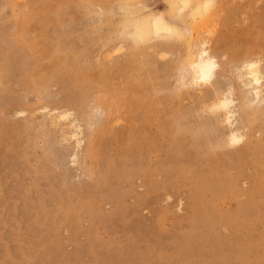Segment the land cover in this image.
Segmentation results:
<instances>
[{
  "label": "rangeland",
  "instance_id": "obj_1",
  "mask_svg": "<svg viewBox=\"0 0 264 264\" xmlns=\"http://www.w3.org/2000/svg\"><path fill=\"white\" fill-rule=\"evenodd\" d=\"M170 1L0 0V264H264V92L235 68L264 70V0H212L194 24ZM142 8L184 37L139 38ZM197 37L216 89L187 77ZM230 88L240 146L211 110Z\"/></svg>",
  "mask_w": 264,
  "mask_h": 264
},
{
  "label": "bare ground",
  "instance_id": "obj_2",
  "mask_svg": "<svg viewBox=\"0 0 264 264\" xmlns=\"http://www.w3.org/2000/svg\"><path fill=\"white\" fill-rule=\"evenodd\" d=\"M211 1L212 0H207L205 2H196V3L194 2V6H193V5H191L190 0H171L170 1V7L173 11L179 9V11L177 10V11H175V13L176 12L183 13L182 11H189L191 23L194 24V22H196V20H198V18H200L203 15L204 10H206L210 7ZM141 7H143V6H141ZM139 12H142L143 15L135 18V21H134L135 24H132V23H134L133 21H132V23H130L132 25H135V26H130V27H135L134 30H136V34L138 35L139 38H146V37L149 38V36H151V35H155V36H157V38L158 37L160 38L161 34H162L161 35L162 37L163 36L165 37V35H168L170 37L177 36V35L184 37L185 33L183 32V30L181 28L173 25L174 23L171 24L170 22H168V20L164 17V15L162 13H158V14L152 13L149 10L147 11L145 8H142ZM140 15H141V13H140ZM177 18H178V16H177ZM129 22H131V21H129ZM195 26H197V25H195ZM128 29H130V28H128ZM129 35H130V33H129ZM166 38H167V36H166ZM190 38H192V37H190ZM194 39H196V41L194 42L193 45H191L190 50L188 52L190 62L188 61L189 63L188 62L186 63L187 65L189 64L188 70H187V72H188L187 77H189V82L191 85H193V87H194V85L196 86L198 84H206V85L208 84L209 86H213L212 87L213 89L214 88L216 89V87H214V86H216L215 85L216 84L215 79L218 76V70L221 66V64L219 63V59L215 55V52L212 49L209 41L201 40L198 37L194 38ZM137 40H138V38H137ZM143 40L145 41V39H143ZM143 40H141V41H143ZM153 40H151V41L153 42ZM141 41H140V43H141ZM187 41H189V40H187ZM138 42H139V40H138ZM152 42H150V44H152ZM155 42H153L154 45L156 44ZM145 43H146V41H145ZM159 44H157L155 46H157V48H158ZM153 48H155V47H153ZM160 52H161V50H160ZM186 57H188V56L186 55ZM261 62H262V60L258 59V58H255V59L248 58V59L243 60L240 64H237V66L235 65L236 66L235 68L237 71L236 74L239 77V81L242 83L241 85H243L242 87L246 90L245 91L246 97H248V98L252 97L254 99H259L261 97L262 93L264 92V83H263V79H264V76H263L264 73L263 72H264V70L262 71ZM184 68H185V66H184ZM184 68H183V70H184ZM184 74H185V71H184ZM182 76H183V74H182ZM184 77H185V75L183 76V78ZM183 78H182V80H183ZM179 81H181V80H179ZM183 81H186V80H183ZM217 81H218V79H217ZM184 83H186V82H183V84ZM233 92H235V90L233 88H230L229 90L223 91V92L216 90V97L214 99V102L211 105V110L212 109L214 110L213 113L218 111L220 113L221 118H223L221 121L224 122V120H225L228 123V125L231 127V131L229 132V135H228V141L229 142L228 141L227 142L231 143L232 146L233 145L240 146V145L245 144L247 142L248 135L246 133L243 134L241 132V130H239L235 126V122H236V120H235V116H236L235 107H236V105H235V99H234V93ZM249 100H251V102H252V99H249ZM245 105L247 106L246 103H245ZM249 107H251V106H249ZM51 110H49V108L47 107V109L43 110V114L50 117L52 122L60 121L61 124L63 123L64 125H66L68 128V132L67 131L66 132L69 133V138L72 140L75 139L78 144H81L80 139H79V134H80L79 131L81 128L78 126L80 124L78 122L76 123V121H77L76 119H75L76 121L72 120V115L74 117V114H73V112H70L71 109H70V111L69 110L53 111V108H52ZM48 117H46V118H48ZM49 124H51V123H49ZM53 125L54 124H52L51 126H53ZM63 128L64 127H62L61 129H63ZM66 136H68V135L66 134ZM64 138H65V136H64ZM228 143H226V145ZM228 147H229V145H228ZM75 157L76 156H74V158ZM73 160H75V159H73Z\"/></svg>",
  "mask_w": 264,
  "mask_h": 264
}]
</instances>
